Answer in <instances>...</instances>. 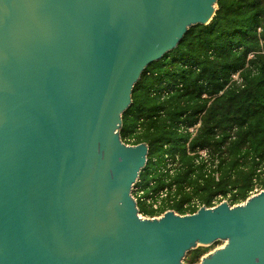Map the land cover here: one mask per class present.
<instances>
[{
    "label": "water",
    "instance_id": "95a60500",
    "mask_svg": "<svg viewBox=\"0 0 264 264\" xmlns=\"http://www.w3.org/2000/svg\"><path fill=\"white\" fill-rule=\"evenodd\" d=\"M217 0H0V264H264V189L142 218L145 143L122 114L142 72Z\"/></svg>",
    "mask_w": 264,
    "mask_h": 264
},
{
    "label": "trees",
    "instance_id": "16d2710c",
    "mask_svg": "<svg viewBox=\"0 0 264 264\" xmlns=\"http://www.w3.org/2000/svg\"><path fill=\"white\" fill-rule=\"evenodd\" d=\"M131 98L119 134L148 146L138 185L147 196L168 189L157 210L138 204L139 213L192 214L264 189V0H217L212 20L147 66ZM199 149L209 158L197 163ZM211 247L189 251L184 264H199Z\"/></svg>",
    "mask_w": 264,
    "mask_h": 264
},
{
    "label": "built area",
    "instance_id": "2783aa9c",
    "mask_svg": "<svg viewBox=\"0 0 264 264\" xmlns=\"http://www.w3.org/2000/svg\"><path fill=\"white\" fill-rule=\"evenodd\" d=\"M233 78L235 80H237V82L240 81L238 79V75L237 74L234 75ZM198 126H199V124L195 125L194 127H190L188 129L181 128V131H183V132L189 131L191 133H195L196 130H197V128H198ZM196 154L198 155V157L196 158V162L197 163L199 161H201V160H207L209 158L207 149H199V150H197ZM167 167L168 168L171 167L170 161L168 162ZM139 181L140 180L138 179L137 182L135 183V186H133V188H132V196L135 199L137 205H138V202L139 201H142V202H145L146 204L150 205V207H152L154 210H157L160 207L162 201L167 197V195H168V189L167 188H164V189L160 190L157 194H153L152 192H149V195L147 196L145 189L143 187H141L140 185H138ZM153 184H154L153 182L150 183V185H153ZM255 190H257V189H255ZM219 199H221V198H219ZM221 201H224V200H221ZM217 204L218 203H214V205L212 207L216 206ZM162 214L157 215V216H152V217L153 218H155V217L158 218ZM139 215L142 218H152V217H149V216L144 217V215L141 214V213H139Z\"/></svg>",
    "mask_w": 264,
    "mask_h": 264
},
{
    "label": "rangeland",
    "instance_id": "374dc122",
    "mask_svg": "<svg viewBox=\"0 0 264 264\" xmlns=\"http://www.w3.org/2000/svg\"><path fill=\"white\" fill-rule=\"evenodd\" d=\"M259 191H260V189H257V190H255V191H253L252 194H256V193H258ZM252 194H251V195H252ZM138 204H139L141 207L143 206V207H144L145 209H147V210H151L150 205L146 204L145 202L139 201ZM142 216H143V215H142ZM144 217H146V216L144 215ZM223 245H224V242H223V241H219V243L211 245L212 247H211V249H210V252L213 251L214 249H217V248L222 247Z\"/></svg>",
    "mask_w": 264,
    "mask_h": 264
}]
</instances>
